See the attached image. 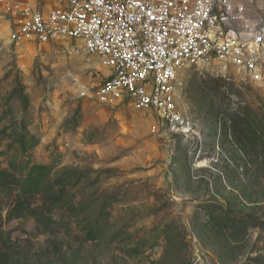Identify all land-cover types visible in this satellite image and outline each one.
Here are the masks:
<instances>
[{"label":"rangeland","instance_id":"rangeland-1","mask_svg":"<svg viewBox=\"0 0 264 264\" xmlns=\"http://www.w3.org/2000/svg\"><path fill=\"white\" fill-rule=\"evenodd\" d=\"M9 20L0 6V264H264V72L181 71L177 135L99 104L95 55L15 44Z\"/></svg>","mask_w":264,"mask_h":264},{"label":"built area","instance_id":"built-area-1","mask_svg":"<svg viewBox=\"0 0 264 264\" xmlns=\"http://www.w3.org/2000/svg\"><path fill=\"white\" fill-rule=\"evenodd\" d=\"M15 44L74 42L109 71L101 105L154 113L188 133L175 100L179 73L232 67L250 82L264 72V18L255 0H0Z\"/></svg>","mask_w":264,"mask_h":264},{"label":"crops","instance_id":"crops-1","mask_svg":"<svg viewBox=\"0 0 264 264\" xmlns=\"http://www.w3.org/2000/svg\"><path fill=\"white\" fill-rule=\"evenodd\" d=\"M255 13L264 18V0H255V7L251 14L254 16Z\"/></svg>","mask_w":264,"mask_h":264},{"label":"trees","instance_id":"trees-1","mask_svg":"<svg viewBox=\"0 0 264 264\" xmlns=\"http://www.w3.org/2000/svg\"><path fill=\"white\" fill-rule=\"evenodd\" d=\"M4 189H2V191H3Z\"/></svg>","mask_w":264,"mask_h":264}]
</instances>
